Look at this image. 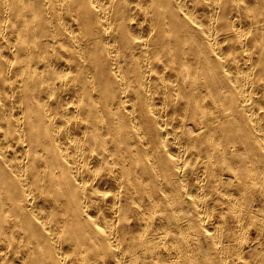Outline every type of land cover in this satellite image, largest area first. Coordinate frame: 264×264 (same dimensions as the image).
Returning a JSON list of instances; mask_svg holds the SVG:
<instances>
[{"label": "bare ground", "instance_id": "bare-ground-1", "mask_svg": "<svg viewBox=\"0 0 264 264\" xmlns=\"http://www.w3.org/2000/svg\"><path fill=\"white\" fill-rule=\"evenodd\" d=\"M0 264H264V0H0Z\"/></svg>", "mask_w": 264, "mask_h": 264}, {"label": "rangeland", "instance_id": "rangeland-1", "mask_svg": "<svg viewBox=\"0 0 264 264\" xmlns=\"http://www.w3.org/2000/svg\"><path fill=\"white\" fill-rule=\"evenodd\" d=\"M255 236V234L253 233L252 235H251V237H254Z\"/></svg>", "mask_w": 264, "mask_h": 264}]
</instances>
